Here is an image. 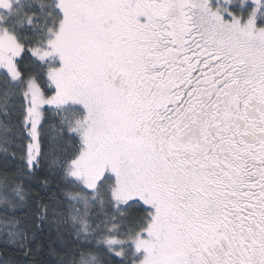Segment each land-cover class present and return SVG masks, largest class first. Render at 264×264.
I'll return each instance as SVG.
<instances>
[{
	"label": "snow or ice",
	"instance_id": "6c2138e0",
	"mask_svg": "<svg viewBox=\"0 0 264 264\" xmlns=\"http://www.w3.org/2000/svg\"><path fill=\"white\" fill-rule=\"evenodd\" d=\"M0 264H264V0H0Z\"/></svg>",
	"mask_w": 264,
	"mask_h": 264
},
{
	"label": "trees",
	"instance_id": "16d2710c",
	"mask_svg": "<svg viewBox=\"0 0 264 264\" xmlns=\"http://www.w3.org/2000/svg\"><path fill=\"white\" fill-rule=\"evenodd\" d=\"M12 253L11 252H5L4 250L0 249V258H4V257H12Z\"/></svg>",
	"mask_w": 264,
	"mask_h": 264
}]
</instances>
